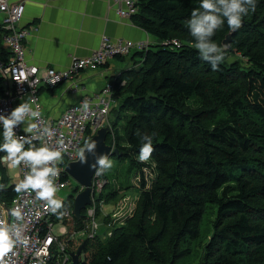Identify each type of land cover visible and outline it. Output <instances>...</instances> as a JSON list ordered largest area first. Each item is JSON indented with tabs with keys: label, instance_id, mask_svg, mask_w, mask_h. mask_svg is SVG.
Masks as SVG:
<instances>
[{
	"label": "trees",
	"instance_id": "16d2710c",
	"mask_svg": "<svg viewBox=\"0 0 264 264\" xmlns=\"http://www.w3.org/2000/svg\"><path fill=\"white\" fill-rule=\"evenodd\" d=\"M199 3L136 2L131 20L156 44L109 76L121 100L111 108L106 142L117 149L111 157L136 169L140 193L110 235L84 238L74 249L69 243L71 252L85 242L81 264H264V0L233 33L217 72L199 57L188 29ZM229 32L225 22L212 39L223 44ZM9 54L0 43V58ZM152 132L155 151L139 162L140 135ZM0 169V184L8 185L0 202L10 206L17 183L1 163ZM80 187L63 200L66 211ZM105 189L99 202L124 197L119 186ZM87 209L81 219L68 218L70 233L85 229Z\"/></svg>",
	"mask_w": 264,
	"mask_h": 264
},
{
	"label": "built area",
	"instance_id": "2783aa9c",
	"mask_svg": "<svg viewBox=\"0 0 264 264\" xmlns=\"http://www.w3.org/2000/svg\"><path fill=\"white\" fill-rule=\"evenodd\" d=\"M116 12L119 17L131 19L137 12V0H114ZM26 9V2L21 0H0V43L11 54L7 58H0V87L3 89L0 95V114L7 115L20 102L35 100L32 104L34 110L39 112L38 118H28L25 123L15 129L18 135H29L35 137L33 143L38 147L45 143L56 146L58 140H63L66 146L63 162L59 164L60 176L58 184L67 188L70 181V174L67 165L78 160V151L83 146L85 140L96 134L100 127L110 126L109 114L115 103L114 85L107 82L102 91L94 95H84L76 103L67 106L58 115L45 114L43 112V102L41 101V88L43 86L55 88L66 82L72 83V87L77 88V81L83 71H96L106 65L108 61L118 56H128L134 49L144 50L149 46L142 41H133L127 38L103 37L100 46L91 54L84 57H74L70 67L57 69L55 67H39L27 61V48L25 42L31 32L26 27H21L20 22ZM173 43L178 46L176 39ZM84 101L91 105L90 111L84 112L81 109ZM29 123H36L37 129L32 133L25 130ZM49 127L54 131V135L47 137L43 135V129ZM3 133V126L0 125ZM27 147V146H26ZM1 163L6 168H12L7 159V154L1 157ZM18 168V182L23 180L27 171L21 164ZM108 180L104 175L93 176L92 198L93 204L87 206V225L85 229L69 232L66 223L61 220V236L54 233V226L57 223L56 215L51 214L44 207V202L36 200L35 194L31 192L17 193L10 206L0 202V221L8 225H15L18 229L20 242L16 244L13 253H8L6 260L10 258L13 264H72V256L68 250L69 243L74 237L86 236L94 237L98 234L99 224L96 220L97 203L100 194ZM77 194V193H76ZM64 200V199H63ZM19 208L22 219L17 220L11 210ZM66 218H72L73 208L66 211ZM113 224L109 223L108 226ZM111 234V230L108 235ZM67 237L65 240L62 237ZM51 237V243H48ZM85 237V238H87ZM27 241V243H24ZM60 247L56 252L55 245ZM78 244V243H77ZM74 251V250H73Z\"/></svg>",
	"mask_w": 264,
	"mask_h": 264
},
{
	"label": "clouds",
	"instance_id": "9594fccd",
	"mask_svg": "<svg viewBox=\"0 0 264 264\" xmlns=\"http://www.w3.org/2000/svg\"><path fill=\"white\" fill-rule=\"evenodd\" d=\"M257 0H200L199 7L191 11L187 21L188 29L194 38V48L199 57L208 63L211 71H220V65L224 62L230 44H217L212 37L222 28L226 22L230 32H237L244 26V18L255 13ZM28 101L20 102L7 115L0 114V125L3 126V143L0 144V152L7 153V159L12 167L23 164L27 171L23 180L15 185L16 193L31 192L35 199L44 202V207L53 215L62 218L66 214L65 203L57 198V193L63 184H58L60 176L59 164L63 162L66 146L63 140H58L56 146L45 143L37 146L33 143L35 137L27 134L18 135L15 131L28 118H38L39 112L34 110ZM91 105L84 101L80 110L90 111ZM37 129L36 123H29L26 133H32ZM43 135L51 137L54 131L45 127ZM157 133H145L140 135L141 145L138 153L139 162H147L155 151L153 140ZM27 146V147H26ZM97 141L85 140L78 151V160L81 164H88V154L95 157V162L90 165L96 176H100L113 167V161L109 154H97ZM8 185L0 184V192L6 191ZM11 214L17 219H22L19 208L11 210ZM20 242L16 226L8 225L0 221V264H13L10 258L5 259L8 253H13L16 244ZM27 243V241H24ZM48 243H51L49 237ZM15 255V253H13Z\"/></svg>",
	"mask_w": 264,
	"mask_h": 264
},
{
	"label": "crops",
	"instance_id": "0c3cea01",
	"mask_svg": "<svg viewBox=\"0 0 264 264\" xmlns=\"http://www.w3.org/2000/svg\"><path fill=\"white\" fill-rule=\"evenodd\" d=\"M24 1L26 9L20 26L31 32L25 42L27 61L39 67L66 69L74 57H84L96 50L105 36L142 41L149 46L156 44L155 38L135 26L131 19L119 17L114 0ZM124 60L114 57L96 71H83L77 88L68 82L55 88L43 86L40 90L43 112L58 115L84 95L102 91L109 76L119 74L126 67L121 62ZM129 62L126 68L134 61Z\"/></svg>",
	"mask_w": 264,
	"mask_h": 264
},
{
	"label": "rangeland",
	"instance_id": "374dc122",
	"mask_svg": "<svg viewBox=\"0 0 264 264\" xmlns=\"http://www.w3.org/2000/svg\"><path fill=\"white\" fill-rule=\"evenodd\" d=\"M134 50H136V49H134ZM134 50L132 51V54L135 53ZM129 57H131V56H128V58H126L124 61H121L122 63H124V66L126 65V67L128 65H130ZM126 67H124V69H126ZM117 100L115 101L114 105H117L118 102H120L121 98H118ZM109 121H110V119H109ZM105 126H107V125H105ZM110 158L113 161V167L104 173V175H105L104 178L106 177L110 181V186H109L110 188H113L115 186H119L121 188V194H123L124 197L122 199L113 200V201L104 200L102 204L97 203V205L101 206V210H100L101 213L98 216H96L97 223L99 224L98 234L103 235V236L108 235L110 229L113 228L114 223L115 224L118 223V225H122L123 222H125V220L128 218V216L132 213V211L135 207V203H136V201L139 197V193H140V188L138 187L137 181L135 179V177L137 175V171L135 168L130 167L129 160H127L125 162H119V160H117L111 156H110ZM0 163H1V160H0ZM7 170H8V174L11 178V182L12 183L18 182V179H17L18 168L12 167V168H7ZM0 171H1V169H0ZM78 186L80 187L78 181L73 176H70V181H69L67 188L58 191L57 198H60L62 200L66 199L68 197V195L73 193L74 189ZM105 186H104V189H105ZM110 188H106L105 191L109 192ZM120 197H121V195H120ZM69 219H71V218H69ZM69 219L66 218L65 216H63L62 218L59 217L58 219H56L57 223L54 226V233L56 235L61 236V234H60V231H61L60 221L61 220H63L66 223L68 229L71 228L70 227L71 226V220H69ZM109 223H111L113 225L110 227V226H108ZM85 237H87V235L84 237H82V236L74 237L73 238L74 245L72 246V249L75 248V245L77 243H79L81 240H84ZM62 239L65 240L66 237L64 236V237H62ZM55 248H56V252L60 251V247L57 244L55 245ZM198 250L200 252L202 251V249L200 247H198ZM200 260H201L200 258L194 257L191 262L197 263V262H200Z\"/></svg>",
	"mask_w": 264,
	"mask_h": 264
},
{
	"label": "water",
	"instance_id": "95a60500",
	"mask_svg": "<svg viewBox=\"0 0 264 264\" xmlns=\"http://www.w3.org/2000/svg\"><path fill=\"white\" fill-rule=\"evenodd\" d=\"M245 23V21H244ZM234 32H229L223 40L224 43L230 44L232 35ZM109 126H103L98 129L95 135L90 139L97 141V154H109L110 156L117 151L112 149V146L106 142ZM95 162V157L88 154V164H81L79 160L72 161L67 165L68 173L73 176L81 186L80 190L74 197L73 214L78 219L82 218V210L86 209L88 205L93 204L92 199V183L94 170L90 168V165ZM85 242H82L76 251H71L72 264H81L83 249Z\"/></svg>",
	"mask_w": 264,
	"mask_h": 264
}]
</instances>
